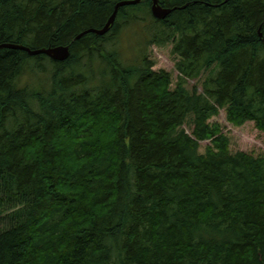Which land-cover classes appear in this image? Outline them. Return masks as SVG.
<instances>
[{
  "label": "trees",
  "instance_id": "16d2710c",
  "mask_svg": "<svg viewBox=\"0 0 264 264\" xmlns=\"http://www.w3.org/2000/svg\"><path fill=\"white\" fill-rule=\"evenodd\" d=\"M118 1L0 0V45L70 48H0V264H264V155L211 121L264 132V0H142L76 39Z\"/></svg>",
  "mask_w": 264,
  "mask_h": 264
},
{
  "label": "rangeland",
  "instance_id": "374dc122",
  "mask_svg": "<svg viewBox=\"0 0 264 264\" xmlns=\"http://www.w3.org/2000/svg\"><path fill=\"white\" fill-rule=\"evenodd\" d=\"M149 22V20H148ZM142 36L135 34L133 29H125L121 32L119 39L116 41L117 47H121L124 58H130L139 56L138 43ZM126 49V50H125ZM147 53L151 60L155 61L154 69H165L172 73L174 79L178 78V71L175 69L176 59L171 54L170 44L165 46L151 45L147 48ZM31 77H24L23 82L26 84L30 81ZM33 83V82H32ZM198 85L199 91H202V80H189L188 86ZM211 121L218 122L223 126L224 132L230 138L231 151H245L255 156L264 155V132L258 130L255 127L254 122H246L244 125L235 127L229 124L226 120V112L221 110L219 115L214 116ZM208 142H201V149L205 148Z\"/></svg>",
  "mask_w": 264,
  "mask_h": 264
},
{
  "label": "water",
  "instance_id": "95a60500",
  "mask_svg": "<svg viewBox=\"0 0 264 264\" xmlns=\"http://www.w3.org/2000/svg\"><path fill=\"white\" fill-rule=\"evenodd\" d=\"M140 1L141 0H130V1L120 0V1H118L113 14L110 16V18L108 19L105 26L101 29H95L94 31L99 35H103V34L107 33L110 30L112 23L115 21L117 10H118L119 6L126 5L128 3H137ZM151 9H152L153 15L157 18H160V19L165 18L167 16V14L169 13V11L165 7H162L159 4L158 0H153V4H152ZM4 47H13V48H18V49H24V50L28 51L31 55H35V54H39V53H45V54L49 55L50 57H52L53 59L60 60V61L67 59L69 54H70V50H68L67 47H63V46H55V47L40 48V49L31 50V49H29L25 46H21V45H13V44H2V45H0V48H4Z\"/></svg>",
  "mask_w": 264,
  "mask_h": 264
},
{
  "label": "bare ground",
  "instance_id": "6f19581e",
  "mask_svg": "<svg viewBox=\"0 0 264 264\" xmlns=\"http://www.w3.org/2000/svg\"><path fill=\"white\" fill-rule=\"evenodd\" d=\"M118 1V0H117ZM126 1H130V0H126ZM138 3H140V2H137V3H128V4H126V5H135V4H138ZM125 5V6H126ZM121 6H123V5H121ZM115 7H116V5H115ZM120 7V6H119ZM126 8V7H125ZM115 9V8H114ZM168 11H169V14L174 10V9H171V8H166ZM114 23H115V21L112 23V25H111V27L114 25ZM111 27H110V29H111ZM95 29H97V28H95V27H91V28H88V29H86V30H84V31H82V33H80V34H78L77 35V38L76 39H79V38H81L82 36H84V35H86V34H88V33H96L94 30ZM58 46H63V47H67L68 48V50L70 49L69 48V45H58ZM92 48V47H91ZM70 55V54H69ZM92 55V54H91Z\"/></svg>",
  "mask_w": 264,
  "mask_h": 264
}]
</instances>
